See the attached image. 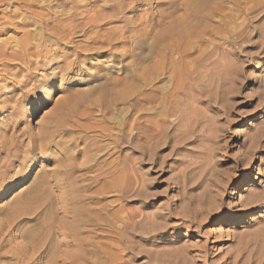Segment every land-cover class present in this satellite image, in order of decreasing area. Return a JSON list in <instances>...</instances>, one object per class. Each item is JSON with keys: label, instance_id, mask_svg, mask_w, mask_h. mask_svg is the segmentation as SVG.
Wrapping results in <instances>:
<instances>
[{"label": "rangeland", "instance_id": "obj_1", "mask_svg": "<svg viewBox=\"0 0 264 264\" xmlns=\"http://www.w3.org/2000/svg\"><path fill=\"white\" fill-rule=\"evenodd\" d=\"M123 1L0 0L1 25L13 24L16 25L15 28L34 27L39 32H59L65 23H69L66 19L72 13L83 11L85 18L79 21H89L86 25L92 30H87L86 34L83 31L76 33L72 42L53 44L54 48L59 47L62 50L57 52V57H79V63L72 69H60L57 65L49 68V71H58L53 81H47L43 76V66L35 69L37 79L45 81L43 87L46 88L29 99L25 108H16L0 115V143H7L13 152L19 149L23 153L25 144L31 142L32 132L37 135L47 120L55 121L59 104L63 106L58 120L65 125L74 124V135L87 134L95 137L99 131L94 129V125L104 124V118L109 120V124L116 126L114 130L118 134L117 138L121 136L122 128L126 124L131 126L146 116L152 117L160 125V129L156 126V130L152 132L139 131L134 127L133 135L139 132L141 134L137 138H130L126 143V151L135 159L131 163L137 166V173L132 174L134 177L127 184L122 177L118 178L111 186L113 189L105 192L101 202L83 201V205L79 202L75 206H64L54 201L53 204L44 203L45 205L40 206L42 208L38 203H32L35 212L30 215H15L14 218L15 206L26 203L36 185L40 192L50 191L54 198L62 195L63 189L55 180L63 163L59 156L61 147L45 150L53 155L40 156L36 161L28 162L29 164L23 162L22 155L16 161L9 152H0V228L5 232V235L2 233L1 251L7 255L0 260V264H23L20 252L23 256L27 252V255L31 254V258L34 257V262L30 260L29 264H71L58 257L52 263L53 259L48 258L45 253L49 250L51 255L55 250L57 255H64L65 250H75L78 247L90 250L92 262L90 260L87 264H102L109 260L106 256L112 257L114 264H141L153 259L156 261H151V264H170L171 259L175 264H264V204L254 208L238 207L240 198H244L250 191L260 193L264 190L262 0H216L218 3L212 7L214 16L207 22L209 25L206 30L201 34L193 33L182 41L180 48L186 49L189 55H181L182 52L178 49L168 56L164 55L166 58L160 57L161 53L157 52V34L185 17V6L191 0H135V3L134 0ZM252 3H256V8L251 11ZM15 12L20 13L17 19L13 16ZM32 13L40 16L22 18L23 15ZM169 13L172 16L167 17ZM121 16L122 18H118ZM12 18H15L13 23L10 22ZM23 19L30 21L29 24H24ZM105 28L114 29L116 36L113 37L119 36V41L124 36L128 37V45H122L115 38H111L113 33L102 37L100 35V38V33L95 34L98 31L103 32ZM40 34L41 32L32 40L33 43H40L41 37H50L48 34ZM21 35L22 32L8 29L0 36V40L9 39L14 47H18L17 39ZM93 36H96L97 43L90 39ZM46 43L50 46L53 41L47 38ZM112 51L114 52L110 53ZM124 52L128 53L127 58L121 57ZM24 73L27 70L21 72L18 79H23ZM126 92L130 94V99L125 97ZM148 94L150 97L144 98ZM136 99L140 100L139 105H134ZM160 122L164 125L161 126ZM257 133H261V136H257ZM258 137L260 141H257ZM97 140L99 142L94 152H102L104 149L105 152L99 151V157L100 160L105 159L110 146L113 147L114 144H110L108 137L99 136ZM18 144L21 146L18 147ZM251 144H255L254 150L251 147V150L246 148ZM118 154L120 153L116 155ZM85 155L76 156V153H72V159L64 160V163L74 164L75 161L81 164L86 160ZM248 157L251 161L247 160ZM8 160L14 162L10 163ZM248 161L250 166H246ZM24 167L30 169L29 181L23 185H18V180L9 182L10 177ZM85 175L89 177L88 173ZM80 176V179H86V176ZM209 176L226 180L228 186L221 192L224 193L222 198L218 197L217 204L214 205L218 208L220 206L221 211L202 221L201 228L197 229L195 219H202V209H198L202 207L201 204L198 206V199ZM228 176L233 177L231 179ZM85 179L79 180L80 183H84ZM87 182L86 179L85 183ZM8 183H14L15 186L5 192ZM100 185L95 184L88 193ZM43 195L46 194H40ZM230 205L234 207L229 208ZM80 209L90 213L97 212L96 214L105 219L113 217V222L117 225L115 229H120L119 232L105 230L103 233L104 230L98 228L100 225L95 226L92 223L80 228L78 225L73 227L77 223ZM132 210L136 211V219L140 222L139 228H135L139 230L138 234L131 229H125L127 232H124L121 223L128 215L127 211ZM192 216H196L195 219ZM189 218L194 219L193 222ZM154 223V228L160 226L155 229V234L151 227ZM148 229L151 232L146 235L145 231ZM123 232L128 240L124 236L122 239L117 236L119 233L123 235ZM65 235H70L74 242L59 250ZM39 241L42 243L37 244ZM98 248L100 250L97 253ZM103 251H106V255H103ZM153 253L158 256V260L152 256ZM114 259L117 261L114 262Z\"/></svg>", "mask_w": 264, "mask_h": 264}, {"label": "bare ground", "instance_id": "obj_2", "mask_svg": "<svg viewBox=\"0 0 264 264\" xmlns=\"http://www.w3.org/2000/svg\"><path fill=\"white\" fill-rule=\"evenodd\" d=\"M123 1V0H120ZM141 1V0H140ZM146 1V0H144ZM150 1V0H149ZM148 1V2H149ZM247 1V0H246ZM256 1V0H255ZM123 2H126V0H124ZM260 2V1H259ZM121 5L122 2H120ZM133 3V2H132ZM135 3V0H134ZM138 3V2H137ZM218 3L216 2V0H191L189 3H187V5L185 6V12H186V16L183 18L178 19V21L176 22V24H173L172 26H168L166 27V29H164L163 31H160L158 34L157 32H154L157 34L158 36V43H157V49L159 52V54L161 53L160 57L162 56H168L169 54H172L173 52H175L176 50H180V52H182L181 55L183 56H187L189 55L186 49H181V45H182V41L187 38L188 36H190L193 33H198L201 34L202 32H204L206 30V27L209 25L207 24L208 21L212 20L213 18V10L212 7H214L213 4ZM248 3V2H247ZM262 3L264 4V0H262ZM130 3L128 2V5ZM256 3H252L250 6V10L256 8ZM119 5V3H118ZM117 5V7H118ZM134 5V4H133ZM142 5V4H140ZM132 6V5H129ZM138 6V5H137ZM264 6V5H263ZM116 7V8H117ZM124 7V6H123ZM141 7V6H140ZM248 7V6H247ZM121 10L123 9L122 7H120ZM264 8V7H263ZM246 9V8H245ZM249 9V8H248ZM120 10V11H121ZM219 10V9H218ZM240 10V9H239ZM118 11V10H117ZM222 11V10H221ZM220 11V12H221ZM252 11V10H251ZM35 12V11H34ZM163 12V11H162ZM159 12V13H162ZM262 12H264L262 10ZM168 13V12H167ZM166 13V14H167ZM41 14V13H40ZM165 14V15H166ZM171 13H169V15H166L167 17L172 16L170 15ZM223 14V13H222ZM230 14V13H229ZM263 14V13H262ZM85 13L83 11H77L72 13L68 19L69 23H65V25H63V27H61V30L58 31L59 32H48V31H41L40 35H45L48 34L50 37H44L42 39V41L38 44H35L32 42V40L36 37V35L38 33H40L39 31H36L33 28H15L16 25L13 24H0V36L5 34L7 32L8 29H14L18 32H22V35L20 38L17 39V46L18 47H14L13 44H11V40H4L1 41L0 40V115L7 113V112H11L12 110H16V108L18 109H23L26 107V102L33 98L34 95L37 92H41L43 90L44 84L46 83L43 80H39V78L37 79V74L35 73V69H38L40 66H43V69L45 71L44 73V77L46 78L47 81H53L58 74V71H49V68H52V66L57 65V67H59L60 69H72L76 64L79 63L80 58H74V59H68L66 57H63V55H61L60 57L56 56L57 52L60 51L62 52V50L59 47L54 48L53 44H61V43H66L67 42H72V39L74 37V35L76 33L82 32L83 34H86L87 30H91L90 27H87V23H89V21H79V19H83L85 18ZM233 15V14H232ZM235 15V14H234ZM16 19L20 16L19 12H15L13 15ZM36 16H40L37 13H32L30 15H23L22 18L24 17H36ZM115 16V15H114ZM255 16V15H254ZM257 16V15H256ZM232 17V16H231ZM261 17V16H260ZM9 18V17H8ZM12 18L10 20L11 23H13V19ZM60 18V17H59ZM118 18H122L118 17ZM163 18V17H162ZM174 18V17H173ZM223 18V17H222ZM5 19V17H4ZM27 19V18H26ZM94 19V18H92ZM156 19V18H155ZM160 18H158L159 20ZM166 19V18H165ZM164 19V20H165ZM169 19V18H168ZM226 19H228V17H226ZM231 19V18H230ZM24 20V19H23ZM49 20V19H48ZM47 20V22H48ZM150 19H148L149 21ZM8 21V20H7ZM93 20H91L92 22ZM163 20L161 19V22ZM222 21H224V18L222 19ZM226 21V20H225ZM24 24H29L30 21L24 20L23 21ZM130 23V21H128ZM155 22V20L153 21ZM160 22V21H158ZM7 23V22H6ZM132 23V21H131ZM211 23V22H210ZM225 23V22H224ZM46 24V23H45ZM49 24V23H48ZM152 24V22L150 23ZM156 24V23H155ZM56 25V24H55ZM60 25V24H59ZM135 25V23H134ZM137 25V24H136ZM149 25V24H148ZM27 26V25H25ZM50 26V25H49ZM95 26V25H94ZM155 26V25H154ZM163 26V25H162ZM52 27V26H51ZM56 27V26H55ZM58 27V26H57ZM97 27V26H95ZM94 27V28H95ZM160 27V26H159ZM54 28V27H52ZM117 28V27H116ZM48 29V28H47ZM46 29V30H47ZM98 29V28H97ZM100 29V28H99ZM55 30V29H54ZM96 30V29H95ZM101 30V29H100ZM92 31V30H91ZM102 31V30H101ZM113 31V32H112ZM115 30L112 28H105L103 32H97L95 34L102 36H105V34L107 33H113L111 38H115L116 40L119 38L113 37V35H115L114 32ZM132 31V29H131ZM94 32V31H93ZM117 33V32H116ZM90 34V33H89ZM39 35V36H40ZM91 35V34H90ZM111 35V34H109ZM195 35V34H194ZM76 36V35H75ZM89 36V35H88ZM116 36V35H115ZM128 36V35H127ZM156 36V35H155ZM196 36V35H195ZM242 36V35H240ZM92 37V36H91ZM98 37V36H97ZM131 37V36H129ZM47 38H49L50 40L53 41V43L49 46V44H47ZM89 39V38H88ZM93 41H97L96 36L93 38H90ZM122 40H117V42L119 41L122 45H128L129 43V38L124 36V38H121ZM113 39H111L112 41ZM110 41V42H111ZM74 42V41H73ZM97 43V42H96ZM112 43V42H111ZM105 44V43H104ZM240 44V43H239ZM126 45V46H127ZM53 46V47H52ZM50 47V48H49ZM186 47V46H185ZM101 48V47H100ZM107 49V48H106ZM112 49V48H111ZM212 49V48H211ZM53 50V52L51 51ZM113 50V49H112ZM80 51V50H79ZM126 51V50H125ZM211 51V50H210ZM50 52V54H49ZM52 52V53H51ZM114 51L110 52L113 53ZM129 53V51H127ZM124 52L121 54V57L125 56L126 58L128 57V53ZM178 52V51H177ZM181 55H179V59H181ZM164 56V57H165ZM172 56V55H171ZM200 56V55H199ZM181 57V58H180ZM198 57V56H197ZM196 57V58H197ZM166 58V57H165ZM164 58V59H165ZM125 59V58H124ZM123 60V59H122ZM172 60V59H171ZM159 61V60H158ZM195 61V60H194ZM160 62V61H159ZM172 62V61H171ZM173 63V62H172ZM171 63V64H172ZM195 63V62H194ZM175 64V62H174ZM173 64V65H174ZM160 66V65H159ZM158 66V69H159ZM45 67V68H44ZM157 69V67H156ZM24 70H27V73H24L23 79H18V75L21 74V72H23ZM153 70V68H152ZM61 71V70H60ZM178 73V71H177ZM174 74V73H173ZM128 76V75H127ZM126 77V76H125ZM236 78V77H235ZM125 79V78H124ZM121 80V79H119ZM113 81H116L113 80ZM119 82V81H118ZM121 82V81H120ZM125 82V81H123ZM127 82V81H126ZM125 82V83H126ZM130 82V81H128ZM122 83V82H121ZM118 84V83H117ZM120 84V83H119ZM129 84V83H128ZM126 85V84H125ZM124 91V90H123ZM127 91V90H126ZM128 92V91H127ZM126 92L125 97L129 98V95L132 94V92H128L130 94H128ZM177 92V91H175ZM189 92V91H188ZM101 93V92H100ZM125 93V92H124ZM175 94V93H174ZM105 95V94H104ZM121 95V94H120ZM133 95V94H132ZM173 95V94H171ZM98 96V95H97ZM107 96V95H106ZM118 97V96H117ZM124 97V94H123ZM132 97V96H131ZM150 97V95H146L144 96V98ZM174 97V96H173ZM99 98V97H98ZM152 98V97H151ZM156 98V97H155ZM105 99V98H104ZM130 99V98H129ZM172 99V98H171ZM96 100V99H95ZM102 100V99H100ZM121 100V99H120ZM132 100V98H131ZM128 101V100H127ZM151 101V100H150ZM155 101V100H154ZM179 101V99H178ZM174 102V101H173ZM60 103V102H59ZM63 103V102H62ZM133 103V102H132ZM141 102L140 100H135L134 105H139ZM64 104V103H63ZM87 105V104H86ZM99 105V104H98ZM62 104L57 106V114L55 113V121H49L47 120L46 123L43 124V128H41L40 132L36 135H30L31 137V142L25 144V148L23 149L24 152L20 153L19 149H16L14 152L12 151V147L7 146L6 144H1L0 146V152L3 151H7L10 153V155L14 156V160H18L21 155L23 156V162H27V164H29L28 162L32 163L34 161H36V159L40 156H49L51 157L53 154L51 153H47V151L45 152V150H48L50 148H54L56 146H60V158H62L63 163L62 165H60L59 167L60 172H57L56 175V183L57 185L63 189V193L62 195H60L57 198L53 197V194L50 191H42L40 192V189H38L37 185L35 188H33V190L31 191V197L28 199V201L26 203H19L17 204L16 210L13 213V218L15 215H30L33 212H35L32 208L33 204L38 203V206L40 207L41 205H45L47 202L49 204H53L54 201H57L59 203H61L62 205H74L78 204L79 202H85V203H90V201H95V202H101L103 195L105 194V192L109 189H113L111 188V186L115 183V181L122 177V179L125 180L126 184L130 183L132 181V174L134 172L137 173V166L134 165V163L132 164L131 161H134L135 159H133V157L126 151L128 149V145H126V143H128V141H130L133 138H137L141 132L139 133H135V135H133V130L134 127H136L137 129H139V131H145V132H152L154 130H156V126L160 129V125L159 122H155L153 120L152 117L146 116L143 117L142 119H139L136 123L134 122V124L132 123L131 126L126 124V127L123 129L122 128V133L121 136H119V138H117V135L115 133L114 128L116 126L111 125L108 123L107 119L104 118V124H98V125H94V129L98 130L99 132L96 134L95 137H89L87 134H82V135H74L72 132L74 131V124L73 125H65L61 123V120L58 117L59 112L62 110ZM69 106V105H68ZM91 106V104H90ZM100 106V105H99ZM56 107V106H55ZM87 107V106H86ZM68 108V107H67ZM107 108V107H106ZM137 108V107H136ZM76 109V108H75ZM87 109V108H86ZM102 109V107H101ZM100 109V110H101ZM148 109V108H147ZM172 109V108H171ZM85 110V109H84ZM129 110V109H128ZM90 111V109H89ZM148 111V110H147ZM85 112H87L85 110ZM159 114V111H157ZM91 113V112H90ZM93 113V112H92ZM91 113V114H92ZM103 113V112H102ZM106 113V112H105ZM148 113V112H147ZM161 113V112H160ZM128 114V113H127ZM104 115V114H103ZM138 115V114H137ZM52 117V116H51ZM54 117V116H53ZM137 117V116H136ZM85 118V117H84ZM101 118V117H100ZM8 119V118H7ZM10 119V118H9ZM14 119V118H13ZM6 120V119H5ZM67 120V119H66ZM124 120V119H123ZM122 120V121H123ZM158 121H160L159 119H157ZM162 121V120H161ZM45 122V121H44ZM64 122V121H63ZM116 122V121H115ZM9 123V122H8ZM65 123V122H64ZM78 123V122H77ZM92 123V122H91ZM90 123V124H91ZM121 123V122H120ZM13 124V123H12ZM161 124V122H160ZM163 124V123H162ZM161 124V126H162ZM121 125V124H120ZM119 125V127H120ZM164 125V124H163ZM15 126V125H14ZM168 126V125H167ZM123 127V126H122ZM169 127V126H168ZM14 128V127H13ZM23 129V128H22ZM162 129V127H161ZM80 130V128H79ZM82 131V130H81ZM161 131V130H160ZM131 132V133H130ZM137 132V131H136ZM12 133V132H11ZM159 133V132H158ZM23 134V133H22ZM259 133H257L258 136ZM261 134V133H260ZM259 134V135H260ZM17 135V134H15ZM19 135V134H18ZM120 135V134H119ZM164 135V134H163ZM99 136H103V137H108L111 142L110 144H114V146H110L111 149L113 150V148H116L113 151H108V157H106L105 159H101L99 155L105 150L101 149L102 152L100 153L99 151L94 152L95 147L98 145V140L97 138ZM161 136V135H160ZM165 136V135H164ZM256 136V135H255ZM254 136V137H255ZM261 136V135H260ZM18 138V137H17ZM131 138V139H130ZM156 138V137H155ZM161 138V137H160ZM28 139V138H27ZM256 139V137H255ZM259 139V137H258ZM15 140V139H14ZM22 140V139H21ZM121 140V141H120ZM253 142V138L251 139ZM249 140V141H251ZM16 141V140H15ZM18 141V140H17ZM26 141V140H25ZM30 141V140H29ZM257 141H260L257 140ZM1 142V141H0ZM9 142V141H8ZM251 143V142H250ZM254 143V142H253ZM256 143V141H255ZM22 144V143H21ZM257 144V143H256ZM103 145V144H102ZM255 145V144H254ZM254 145H249L248 148L249 150L253 149L254 150ZM21 146L18 144V147ZM134 146V145H132ZM254 146V147H253ZM258 148L259 145L257 144ZM256 146V148H257ZM108 147V146H107ZM251 147V149H250ZM16 148V147H15ZM101 148V147H100ZM106 148V147H105ZM133 148V147H132ZM99 149V148H98ZM151 149V148H150ZM258 150V149H256ZM154 151V150H153ZM246 151H248L246 149ZM251 152V151H250ZM254 152V151H253ZM251 152V153H253ZM72 153H76V156H78L79 154H82L83 156L85 155V161L81 162V164H77L74 161L73 162H65L64 160H68V159H72L73 156ZM117 153H120L118 155H116ZM250 153V154H251ZM255 153V152H254ZM253 153V154H254ZM9 155V154H8ZM57 155V154H56ZM75 155V154H74ZM58 156V157H59ZM247 156V155H246ZM255 156V155H253ZM245 158V157H244ZM250 157H248L247 160ZM9 159V158H7ZM246 159V158H245ZM244 159V164L246 163V160ZM252 159V158H251ZM137 160V159H136ZM9 161V160H8ZM20 161V160H19ZM243 161V160H241ZM251 161V160H250ZM250 161H248V163L246 164V166H250ZM10 163L14 162V161H9ZM135 162V161H134ZM80 163V162H79ZM138 163V161L136 162ZM243 163V162H242ZM241 163V164H242ZM161 164V163H160ZM244 166V165H243ZM245 166V167H246ZM29 168L28 167H24L23 169H21L20 171H18L16 174L12 175L10 177V181L9 182H13L11 180H18V185H23L25 183H27L29 181ZM81 172V173H80ZM83 173V174H82ZM88 173L89 177L86 176L85 174ZM78 174V175H76ZM80 175L86 176V179L88 180L87 183H85L86 179L83 177L82 179H85L84 183H80L79 180L80 179ZM134 175V174H133ZM231 175V174H230ZM213 176V175H212ZM211 176V177H212ZM139 177V176H138ZM209 176V178H207V180L205 181L206 185L205 188L203 190V192L200 194V198L198 199L199 205L201 204L200 207L202 208H198L200 211L202 209V219L200 220H196L195 217H193L195 219V227L197 229H200L201 227V223L202 221H204L205 219L207 220L208 218H211L212 216H215L219 213V211H221L220 206L219 208L214 206L215 204H217L216 200L218 199V197L222 198V194L224 195V193H221L225 190V188L228 186L227 181L221 178L218 179H213ZM229 177V176H228ZM233 176L229 177L232 179ZM19 178V179H18ZM137 178V177H136ZM138 179V178H137ZM226 179V178H225ZM136 180V179H135ZM230 180V179H228ZM251 181V180H250ZM139 182V181H138ZM101 184L99 186V188L97 187V189H94L93 191H91V193H88V191H90L91 187L94 186L95 184ZM133 183V182H132ZM205 183H201L205 184ZM229 183V182H228ZM94 184V185H93ZM125 184V183H124ZM15 186L14 183H8V185L6 186L5 192H7L8 190L12 189V187ZM131 186V185H130ZM200 187V186H199ZM248 187H246L247 189ZM42 189V188H41ZM126 190V189H125ZM133 190V189H132ZM112 191V190H111ZM87 192V193H86ZM262 192V191H261ZM258 193V192H251L248 193L244 198H240L239 200V206L242 207H250L252 206V208L254 207H259L261 204H264V190L262 192V194ZM41 193H45L46 195L44 196H40ZM142 193V192H141ZM121 194V193H120ZM105 196V195H104ZM120 196V195H119ZM135 196V195H134ZM145 198V197H144ZM130 200V199H129ZM33 203V204H32ZM45 203V204H44ZM83 205V203H81ZM104 204V203H103ZM48 205V204H47ZM46 205V206H47ZM85 205V204H84ZM96 204H94L95 207ZM98 206V205H97ZM102 206V204H101ZM103 207V206H102ZM100 207V208H102ZM104 207H106L104 205ZM234 206L230 205L229 208H233ZM236 206V208H238ZM42 208V207H40ZM77 208V207H76ZM215 208V210H213ZM218 208V209H216ZM75 210V208H73ZM195 209V210H198ZM44 210V209H43ZM77 210V209H76ZM75 210V211H76ZM97 210V209H96ZM100 210V209H99ZM130 210V209H129ZM198 210V211H199ZM213 210V211H212ZM104 211V209H103ZM233 211V210H232ZM77 212V211H76ZM102 212V211H100ZM99 212V213H100ZM128 212V217L126 216L125 219H123L122 226L124 227V232L129 229L134 230V232L136 231L138 234L139 230H135V228H139V224L140 222L136 219L137 218V213L136 211L132 210L131 212ZM194 212V211H193ZM197 212V211H195ZM228 212H231L230 210ZM97 213V212H96ZM96 213H90L89 211L86 210H82L80 209L77 213V223L73 224L76 227L77 225L79 226V228L82 225H87V224H96V225H100L98 226V228H102L104 230L103 233H105V230L108 231H112V232H116L117 230L115 229L116 226L113 222V217L112 218H107L105 219V217L103 218V216H100ZM199 213V212H198ZM39 214V213H38ZM124 215V214H123ZM200 215V214H199ZM114 216L115 213H114ZM140 216V215H139ZM190 216V215H189ZM188 216V217H189ZM198 216V215H197ZM191 217V218H192ZM12 218V217H11ZM13 218L11 220H13ZM117 218V217H116ZM199 218V217H198ZM197 218V219H198ZM17 219V218H16ZM76 219V218H75ZM115 219V218H114ZM190 219V218H189ZM194 219H190V221L193 222ZM106 220V221H105ZM142 220V219H139ZM152 220V219H151ZM143 221V220H142ZM154 221V220H153ZM152 221V222H153ZM76 222V220H75ZM107 224L105 226H107V228L105 226H103L102 224ZM146 223V222H145ZM150 224V223H149ZM13 225V224H12ZM95 225V226H96ZM138 225V226H137ZM144 225V224H142ZM9 226V225H8ZM141 226V225H140ZM150 226V225H149ZM155 223L153 226H151L152 228H154ZM158 226V225H157ZM7 227V226H6ZM143 227V226H141ZM160 226H158L159 228ZM9 228V227H8ZM84 228V227H83ZM82 228V229H83ZM136 228V229H137ZM157 228V227H156ZM156 228H154V234H155V230ZM157 228V229H158ZM7 229V228H6ZM5 229V230H6ZM77 229V228H76ZM126 229V230H125ZM120 230V229H119ZM118 230V232H119ZM122 230V229H121ZM130 230V231H131ZM143 229H141V232ZM151 229L146 230V235L147 233L151 232ZM126 231V232H127ZM153 231V229H152ZM4 231L2 230V227L0 228V260L7 257V255L5 254V252L1 251L3 248V242H2V233ZM110 232V233H112ZM119 233V235L117 234V236H119L120 239L125 237L127 238L126 235H124L125 233ZM140 232V233H141ZM139 233V234H140ZM143 235H145L144 233H142ZM5 235V232H4ZM112 235V234H111ZM141 235V234H140ZM145 235V236H146ZM150 235V234H148ZM115 237V236H114ZM143 237V236H141ZM4 239V238H3ZM89 240V239H88ZM91 240V239H90ZM126 240V239H125ZM128 240V238H127ZM133 240V239H132ZM135 241V240H133ZM74 239H72V237L70 235H65L63 237V241L61 242V249L59 250H63V247H67L69 244L73 243ZM139 242V241H138ZM42 242L39 241L37 244H41ZM87 243V242H86ZM123 243V242H122ZM137 243V242H136ZM123 247V246H121ZM17 248V247H16ZM26 248V247H25ZM63 248V249H62ZM66 249V248H65ZM126 249V248H125ZM58 250V249H57ZM100 250V248L97 249V251L95 249H93V251L97 252ZM142 250V249H141ZM184 250V249H183ZM53 251V250H52ZM92 251V249H91ZM121 251V250H120ZM23 252V251H22ZM25 252V251H24ZM33 252V251H32ZM53 254H49V250L45 253L46 255H48V258H50L53 261L55 260V257H58V259L63 260V262H70L71 264H87L90 260L92 262V259H90V250L88 249H82V248H76L75 250H65V254L64 255H57L55 253V250L53 251ZM57 252V251H56ZM59 252V251H58ZM13 253V252H12ZM17 253V252H16ZM102 253H105L103 255H106V251H103ZM110 253V251H109ZM133 253V252H132ZM131 253V254H132ZM14 254V253H13ZM11 254V256L13 255ZM33 254V253H32ZM40 254V253H39ZM44 254V255H45ZM93 254V253H92ZM96 254V253H95ZM134 254V253H133ZM154 254V253H153ZM187 254V253H186ZM31 255V254H30ZM30 255H27L26 252V256H23V253L19 254L20 258L22 257L21 262L23 264H29L30 260H33V256L36 255V253L34 255H32L33 258H31ZM50 255V257H49ZM108 255V254H107ZM150 255V253L148 254ZM155 255V254H154ZM152 255L154 258H157L158 256H154ZM175 255V254H174ZM202 255V254H201ZM30 256V257H29ZM43 256V255H42ZM173 256V255H172ZM176 256V255H175ZM15 257V256H14ZM29 257V258H28ZM36 257V256H35ZM93 257V256H92ZM109 257V260H106V262L102 263V264H114L112 263L110 256H106V258ZM119 256H117L118 259ZM130 257V256H129ZM132 257V255H131ZM130 257V258H131ZM152 257V258H153ZM179 257V256H177ZM38 258V257H37ZM122 258V257H120ZM173 258V257H171ZM175 258V257H174ZM48 259V260H50ZM97 259V258H96ZM116 259V258H115ZM114 259V262L117 261ZM159 258H157L158 260ZM176 259V258H175ZM178 259V258H177ZM182 259V258H181ZM180 259V260H181ZM35 260V259H34ZM57 260V259H56ZM55 260V261H56ZM98 260V259H97ZM119 260V259H118ZM122 260V259H120ZM151 261H156V259L150 260V261H146L145 263H141V264H151ZM162 261V260H161ZM164 262L166 260H163ZM171 259V263H172ZM177 261V260H176ZM179 261V259H178ZM177 261V262H178ZM34 262V261H32ZM144 262V261H143ZM160 262V261H159ZM167 262V261H166ZM170 262V261H169ZM182 262V261H181ZM186 262V261H184ZM252 262V261H251ZM58 263V262H57ZM118 263V262H116ZM115 263V264H116ZM129 263V262H128ZM126 263V264H128ZM154 263V262H153ZM157 263V262H155ZM161 263V262H160ZM170 263V264H171ZM249 263V262H248ZM32 264V263H31ZM49 264V263H48ZM56 264V262H55ZM66 264V263H65ZM119 264V263H118ZM162 264H166L163 263ZM173 264V263H172ZM175 264V261H174ZM177 264V263H176ZM183 264V263H182ZM185 264V263H184Z\"/></svg>", "mask_w": 264, "mask_h": 264}]
</instances>
